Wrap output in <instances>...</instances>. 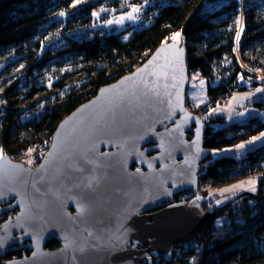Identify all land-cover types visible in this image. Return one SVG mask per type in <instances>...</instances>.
Instances as JSON below:
<instances>
[{"label":"trees","instance_id":"trees-1","mask_svg":"<svg viewBox=\"0 0 264 264\" xmlns=\"http://www.w3.org/2000/svg\"><path fill=\"white\" fill-rule=\"evenodd\" d=\"M71 4L72 0H0L3 155L30 167L38 165L63 118L100 87L142 65L175 32L181 33L179 40L186 47L189 76L199 73L208 83L205 101L190 104L186 99L187 107L205 122L203 147L234 145L263 127L261 121L245 123L208 112L233 93L264 84V0H148L146 4L83 0L74 8ZM132 5L141 6L137 20L125 19L112 28L103 24L131 11ZM60 11L66 15L59 16ZM241 25L244 32L237 46L235 34ZM251 105L264 111V97ZM251 176L257 179L255 192L215 203L212 191ZM196 197L203 210L209 205L215 208L200 235L175 245L168 254L150 253L142 264H264V144L241 158L210 154L200 164L198 185L175 193L161 206L191 203ZM18 212L17 207L3 212L0 223ZM29 243L16 239L0 264L28 256ZM59 246L51 239L45 248Z\"/></svg>","mask_w":264,"mask_h":264},{"label":"water","instance_id":"water-1","mask_svg":"<svg viewBox=\"0 0 264 264\" xmlns=\"http://www.w3.org/2000/svg\"><path fill=\"white\" fill-rule=\"evenodd\" d=\"M165 63L169 76L159 81L160 97L137 91L119 99L126 89L132 93L133 81ZM188 84L184 42H165L134 71L100 87L63 118L38 165L3 155L0 216L13 207L19 212L0 223V237L6 238L0 257L18 238L29 240L31 249L28 256L6 264H142L150 253L168 254L175 245L196 239L214 207L193 214L183 203L172 202L153 210L175 193L196 187L200 164L211 154L203 147L205 122L186 106ZM25 202L31 219L22 229L18 219L25 215ZM79 204H86L87 211L79 212ZM123 229L129 230V242L110 248ZM66 236L85 251L65 250ZM51 239L60 246L46 249Z\"/></svg>","mask_w":264,"mask_h":264},{"label":"snow or ice","instance_id":"snow-or-ice-1","mask_svg":"<svg viewBox=\"0 0 264 264\" xmlns=\"http://www.w3.org/2000/svg\"><path fill=\"white\" fill-rule=\"evenodd\" d=\"M83 0H72V4L70 5L71 7H75L76 5L82 3ZM144 3H148V0H144ZM141 10V6L139 5H132L131 6V11H126L122 16H119L117 17L115 20H107L105 21L106 24H112V23H116V24H123L124 20L125 19H128V20H137L139 17L138 15H136V13H138L139 11ZM101 11H106L105 9H101ZM59 16L63 17L66 15V13L64 11H60L58 13ZM93 16H99V13L98 12H93L92 13ZM237 23H239V18L237 20ZM244 32V27L243 25L240 26V28L236 31V34H235V41L237 42V46L239 45V41L241 40V35L242 33ZM181 36V33L180 32H175L172 34V40L178 44L179 43V38ZM163 43V42H162ZM237 49H234V51H236ZM178 52L182 53L183 52V49L182 48H179L178 49ZM177 59L179 60L180 58L177 57ZM153 62L152 61H149V65H151ZM182 63V61H181ZM169 64L168 63H165L163 65H157L156 68H154L151 72L148 73V75H145L143 76V78L139 81V82H136V81H133V90H132V93H129V91L126 89L124 90L123 93L120 94L119 96V99H124L126 96L130 95V94H135L137 91H140V95H143V96H156V97H160L163 93L161 91V85L159 83V81L161 80H167L168 76H169V73L167 71V69L169 68ZM172 67H175L174 65H171ZM147 67V66H146ZM142 72L144 70H141ZM136 74H133V76H135ZM149 76L152 77V79L150 80L149 79ZM127 79V78H126ZM172 79L175 80L176 77L175 76H172ZM240 79L242 80L243 77H240ZM201 84H204V81H201L200 82ZM141 86H142V90H141ZM164 91H167L168 89V85L167 83L163 84L162 85ZM256 92H264V88H257L256 89ZM253 93H245L244 96L245 97H250L252 96ZM137 99H139V97L137 96ZM235 99V97H234ZM231 103V102H229ZM170 106H173L171 105V102H170ZM111 108V106H110ZM109 108V110H110ZM247 111V109L245 110ZM245 113L244 112H237L235 113L236 116H243ZM102 119V117H101ZM99 122V121H98ZM187 121L185 120V123ZM199 123V122H197ZM199 131L200 129L197 128V134H199ZM257 141H261V142H264V132H261L259 134V136H254L252 137L249 141L247 142H244V143H240V144H237L235 146V149H224L223 151L225 152H232V151H236V150H242V149H245L247 147V145L249 144H254L255 142ZM196 141H194L195 143ZM163 146V145H162ZM54 148L56 147V145L53 146ZM32 150L29 149V152H31ZM49 155H52V153H49ZM0 159H3V153L0 152ZM91 162V161H90ZM28 164H31L32 161L29 160L27 162ZM151 166V165H150ZM9 167L11 168H21L22 166L21 165H9ZM140 170L137 169V173H139ZM4 171L2 168H0V179H3L4 178ZM248 184V187H249V190L250 191H253L255 192L256 191V187H255V184H256V180H249L247 182ZM243 184L241 185H237L235 187H242ZM88 187H91V183H89ZM232 189H223L221 190V192H231ZM168 194H171L170 192ZM211 195V193H210ZM229 197L227 196H224V199H228ZM200 197H196V200H199ZM196 201H193V203H195ZM216 204H221L222 203V200H216L215 202ZM199 205L197 204V207ZM209 207L211 208V205H209ZM24 210H25V215L24 216H21L19 217L18 219V226L21 227L23 229L24 227V224L28 223V221L31 219L29 213H30V208H29V205L25 202L24 204ZM78 211L81 212V213H84L87 211V205L86 204H79L78 205ZM218 225L220 224V221L218 220L216 222ZM129 230L128 229H123L122 231H120V234L119 236H116L114 237V240H115V243H111L109 245L110 248H117V247H123L125 246L129 241L127 240V232ZM24 234L27 235L28 232L27 230L24 231ZM91 235V234H89ZM6 238H3V237H0V247H3L4 246V241H5ZM33 240L34 242H37V238L36 237H33ZM65 240H66V244H65V250H67L68 248H73L74 251H79V252H84L85 249L77 244H75L74 241L70 240L67 236L65 237ZM137 245L134 243L133 244V247H136ZM37 253H33V256H36ZM73 261H75L76 257H73L72 258ZM195 259V258H193Z\"/></svg>","mask_w":264,"mask_h":264},{"label":"rangeland","instance_id":"rangeland-1","mask_svg":"<svg viewBox=\"0 0 264 264\" xmlns=\"http://www.w3.org/2000/svg\"><path fill=\"white\" fill-rule=\"evenodd\" d=\"M119 16H122V15H119ZM119 16L114 15L112 20H115ZM103 24L105 26H107L108 28L118 26V24H116V23H112V24L103 23ZM171 37H172V35L169 37L170 41L174 42ZM201 81H204V84H201L200 83ZM207 86H208L207 80L203 76H201L199 73H192L189 76V84H188V88L186 91L187 101L190 104L193 103V99H199L200 98L202 102L205 101ZM258 88H264V84L260 85ZM245 93H253V95L250 97H245L244 96ZM259 96L264 97V92H256V89L244 90V91L233 93L229 98H227V100H224V102H220L217 105L212 106L210 108V111L208 112V114L209 115H217V114L226 115V117L228 119H230V117H233V119L240 121V122H245V123L249 122L248 120L250 118L254 117L253 115H256V114H257V117L261 118L262 113H263L262 110H258L256 107L251 105V103L256 98H258ZM234 97H235V99H234ZM229 102H231V103H229ZM246 109H247V111H245ZM237 112H244L245 114L243 116H236L235 113H237ZM261 123H262L263 127L259 131L255 132L251 136L247 137L246 139L241 140L240 142H238L234 145L225 146L222 148H215V149L211 150L212 156L216 157V156H220V155H231V156H234L236 158H241L248 150H251V149H253V148H255L261 144H264V142L257 141L254 144L247 145V147L245 149H242V150H236V151H232V152L223 151L224 149H235V146L237 144L247 142L254 136H259V134L261 132H264V120L261 121ZM253 179L256 180V184H257L256 176H251V177H247V178H244L242 180L236 181L232 184L222 186L219 191L218 190L212 191V192H215V194H216L215 202H216V200H222V203H224L226 200H228L230 197H232L235 194H238L241 192H250V193L253 192V191L249 190V187L247 184V182L249 180H253ZM241 184H243L242 187H235V186L241 185ZM256 184H255V187H256ZM223 189H232V191L222 193L221 190H223ZM224 196H227L229 198L225 200ZM195 201H196L195 203L191 202V203H187V204H183V205H184V207H189V209L191 210V212L193 214L203 213L205 210H203V208L201 207L199 200H195ZM197 204L199 205L198 207H197Z\"/></svg>","mask_w":264,"mask_h":264},{"label":"crops","instance_id":"crops-1","mask_svg":"<svg viewBox=\"0 0 264 264\" xmlns=\"http://www.w3.org/2000/svg\"><path fill=\"white\" fill-rule=\"evenodd\" d=\"M199 102H201V99L200 98L199 99H193V104H197ZM258 110H260V109H258ZM262 112L263 113H262L261 118L260 117H257V114H256V115H253L254 117L250 118L248 121H263L264 120V111L262 110ZM230 119H233V117H230Z\"/></svg>","mask_w":264,"mask_h":264},{"label":"flooded vegetation","instance_id":"flooded-vegetation-1","mask_svg":"<svg viewBox=\"0 0 264 264\" xmlns=\"http://www.w3.org/2000/svg\"><path fill=\"white\" fill-rule=\"evenodd\" d=\"M149 152H151V151H149ZM149 152H148V155H149ZM153 153V152H152ZM158 207H162V206H156V207H154V209L153 210H157V209H160V208H158ZM70 211H71V209H70Z\"/></svg>","mask_w":264,"mask_h":264},{"label":"bare ground","instance_id":"bare-ground-1","mask_svg":"<svg viewBox=\"0 0 264 264\" xmlns=\"http://www.w3.org/2000/svg\"><path fill=\"white\" fill-rule=\"evenodd\" d=\"M225 100H227V99H225ZM190 133H191V132H189V135H190Z\"/></svg>","mask_w":264,"mask_h":264},{"label":"built area","instance_id":"built-area-1","mask_svg":"<svg viewBox=\"0 0 264 264\" xmlns=\"http://www.w3.org/2000/svg\"><path fill=\"white\" fill-rule=\"evenodd\" d=\"M225 100V99H224ZM224 100L222 102H224Z\"/></svg>","mask_w":264,"mask_h":264}]
</instances>
